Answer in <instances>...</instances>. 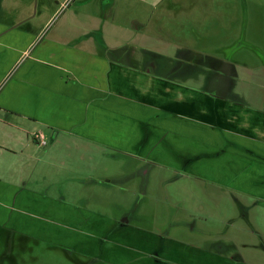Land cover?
Masks as SVG:
<instances>
[{"label":"rangeland","instance_id":"obj_1","mask_svg":"<svg viewBox=\"0 0 264 264\" xmlns=\"http://www.w3.org/2000/svg\"><path fill=\"white\" fill-rule=\"evenodd\" d=\"M16 12L42 15L46 36L95 26L115 51L134 50L139 63L154 62L161 74L168 66L192 86L212 83L217 58L228 72L225 96L264 111V0H17ZM84 139L45 132L47 145L15 181L73 202L79 217L27 203L32 225L17 226L22 234L0 228V264H73L82 256L53 239L77 232L106 244L96 227L133 204L137 230L170 239L160 263L264 264V198ZM103 177L111 183L95 181Z\"/></svg>","mask_w":264,"mask_h":264},{"label":"crops","instance_id":"obj_2","mask_svg":"<svg viewBox=\"0 0 264 264\" xmlns=\"http://www.w3.org/2000/svg\"><path fill=\"white\" fill-rule=\"evenodd\" d=\"M16 8L17 0H0V228L31 224L24 212L31 202L75 219L73 202L15 182L47 145L36 132L80 136L264 198V111L225 96L228 73L192 86L168 66L161 74L156 63H139L134 50L115 51L95 26L46 36L42 15ZM61 35L74 36L66 42Z\"/></svg>","mask_w":264,"mask_h":264},{"label":"flooded vegetation","instance_id":"obj_3","mask_svg":"<svg viewBox=\"0 0 264 264\" xmlns=\"http://www.w3.org/2000/svg\"><path fill=\"white\" fill-rule=\"evenodd\" d=\"M214 77L212 82L216 84L220 75L224 76L228 73L225 62H221L217 58L214 59ZM221 62V63H220ZM97 183L109 185L110 179L107 177L97 178ZM130 205V204H129ZM78 210L77 207H74ZM120 211V210H119ZM71 213H67L65 216ZM79 217L78 213H72ZM98 217V221L100 219ZM96 231L104 234L107 243L103 244L97 238H85L78 235H63L57 237L56 241L59 246L65 251H73L82 258H74L73 264H166L160 263L158 259L170 250V239L159 237L151 232H142L135 225V205H130L129 208L123 209L119 216L100 222ZM66 229L67 227L64 226ZM94 228V227H93ZM68 229V228H67ZM90 229H92L90 227ZM11 234L14 232L22 234L23 231L19 228L9 230ZM20 238V237H18ZM44 240H47L44 239Z\"/></svg>","mask_w":264,"mask_h":264},{"label":"built area","instance_id":"obj_4","mask_svg":"<svg viewBox=\"0 0 264 264\" xmlns=\"http://www.w3.org/2000/svg\"><path fill=\"white\" fill-rule=\"evenodd\" d=\"M34 138L41 144V145H45V141H44V135L42 134V132H36L34 134Z\"/></svg>","mask_w":264,"mask_h":264}]
</instances>
